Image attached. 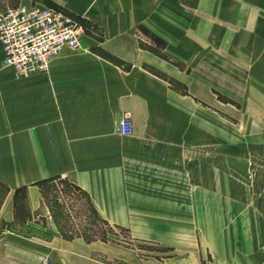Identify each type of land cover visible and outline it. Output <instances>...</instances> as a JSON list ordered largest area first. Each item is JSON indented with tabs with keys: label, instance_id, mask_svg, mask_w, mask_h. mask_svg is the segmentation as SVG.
<instances>
[{
	"label": "crops",
	"instance_id": "obj_1",
	"mask_svg": "<svg viewBox=\"0 0 264 264\" xmlns=\"http://www.w3.org/2000/svg\"><path fill=\"white\" fill-rule=\"evenodd\" d=\"M23 4L96 28L26 77L0 44V235L45 232L52 264H142L61 233L39 186L61 178L134 236L196 230V245L153 235L176 250L165 264H264V0ZM125 116L131 137L119 134Z\"/></svg>",
	"mask_w": 264,
	"mask_h": 264
},
{
	"label": "rangeland",
	"instance_id": "obj_2",
	"mask_svg": "<svg viewBox=\"0 0 264 264\" xmlns=\"http://www.w3.org/2000/svg\"><path fill=\"white\" fill-rule=\"evenodd\" d=\"M24 0H0V13L8 9L25 6ZM40 8V7H39ZM44 8V7H43ZM86 22V21H85ZM83 22L86 33H89L96 27L88 26ZM155 48L161 50L159 42L154 43ZM161 52V51H160ZM59 58V57H58ZM239 188H244V181H223L226 184L227 192L228 184L235 185ZM46 191L44 202L52 215L53 209H60L63 212V217H58L57 222L64 227L68 236H80L88 234V229L92 227L93 219L90 215L88 198L75 188L68 187L66 183L58 181ZM4 196V189L0 187V203ZM234 198L225 196L221 198V204H230ZM53 217V215H52ZM54 219V218H53ZM55 221V219H54ZM56 222V221H55ZM108 233V240L102 241L108 243L112 248L123 251L134 250L141 259L142 264H165L171 258L176 257L174 247L166 246L158 242L155 236L166 232V236L159 237L168 239L169 242L176 244L189 243L196 245V230L189 229H169V230H153L156 233H146L140 230L137 236L132 234V231L120 227L110 225L104 229ZM10 233L0 235V264H45L52 260V250L46 244L49 237L45 232L36 231L30 227H12L9 228ZM22 237V238H21ZM190 249H182V253L186 254ZM50 256V257H49ZM178 256V255H177ZM182 256V255H181ZM212 257L207 256L205 264H211ZM118 264V262H115Z\"/></svg>",
	"mask_w": 264,
	"mask_h": 264
},
{
	"label": "built area",
	"instance_id": "obj_3",
	"mask_svg": "<svg viewBox=\"0 0 264 264\" xmlns=\"http://www.w3.org/2000/svg\"><path fill=\"white\" fill-rule=\"evenodd\" d=\"M85 35L82 20L59 8L20 6L0 13L5 65L21 77L48 71L65 49H79ZM118 130L123 137L133 136L131 118L123 117Z\"/></svg>",
	"mask_w": 264,
	"mask_h": 264
},
{
	"label": "trees",
	"instance_id": "obj_4",
	"mask_svg": "<svg viewBox=\"0 0 264 264\" xmlns=\"http://www.w3.org/2000/svg\"><path fill=\"white\" fill-rule=\"evenodd\" d=\"M55 8H57V7H55ZM82 22H83V20H82ZM59 180L66 183V185L68 187L75 188L79 192L83 193L89 200L90 215H91V218L93 219L92 227L88 229V234L80 235L78 237L84 238V240L88 243L108 240V238H107L108 233L104 229L105 228L110 229V224L107 221L100 218L96 209L94 208V205L90 201V198L84 192H82L79 188H77L76 186L70 184L68 181L63 180L61 178H54L51 180L44 181V182L39 184L41 191H42L43 198H46L47 189L50 187H53L54 186L53 184L58 182ZM52 215H53V218L55 219L56 224H57L58 228L60 229L61 233L68 239H74L75 236H68L66 231L64 230V227H62L59 224V222H57L58 217H60V218L63 217V212L60 209L56 208V209L52 210Z\"/></svg>",
	"mask_w": 264,
	"mask_h": 264
}]
</instances>
